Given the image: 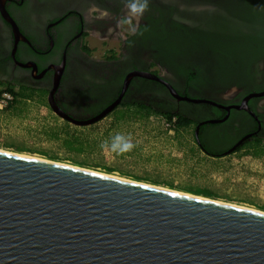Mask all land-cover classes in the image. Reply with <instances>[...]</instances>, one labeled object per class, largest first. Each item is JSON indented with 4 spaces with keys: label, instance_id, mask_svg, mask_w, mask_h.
<instances>
[{
    "label": "flooded vegetation",
    "instance_id": "1",
    "mask_svg": "<svg viewBox=\"0 0 264 264\" xmlns=\"http://www.w3.org/2000/svg\"><path fill=\"white\" fill-rule=\"evenodd\" d=\"M93 3L117 15L124 0H6L5 11L16 28L0 7V86L47 95L48 103L58 69L63 66L53 97L57 106L74 120L90 121L121 97L109 115L123 104L135 103L160 111H183L193 122L197 145L211 157L228 156V152L235 154L255 145L264 147V0H149V11L139 21L143 35L130 36L134 42L131 47L115 35L114 20L86 22L87 9ZM223 5L233 14L222 9ZM169 8L174 9L173 14L179 10L181 15L170 17L169 21L190 29L196 26L185 20H202L205 24L217 20L218 11H222L221 17L231 21L233 16L242 18L241 15L254 12L257 16L251 23L258 34L249 40L253 29L246 26L232 44L235 51L221 50L222 54L217 49L202 54L214 67L212 76L200 82L196 67L192 70L198 75L191 79L187 72L178 71L172 64L168 66L165 60L171 59V54L164 47L166 39L162 35L154 38L144 31L150 26L161 28L153 21L160 10ZM169 21L161 22L166 24V32L179 31L180 28H170ZM95 34L119 37L121 53L111 50L99 60L92 57L86 40ZM231 62L235 65L229 68ZM156 66L164 68L168 75L153 71ZM134 71L151 72L180 96L205 102L178 101L163 83L142 77L132 78L123 93L126 78ZM201 113L206 118L200 119Z\"/></svg>",
    "mask_w": 264,
    "mask_h": 264
},
{
    "label": "water",
    "instance_id": "2",
    "mask_svg": "<svg viewBox=\"0 0 264 264\" xmlns=\"http://www.w3.org/2000/svg\"><path fill=\"white\" fill-rule=\"evenodd\" d=\"M62 69L48 97L62 119L93 125L120 104L72 119L53 97ZM134 77L163 83L178 101L205 102L147 71L128 74L123 93ZM0 264H264V213L0 151Z\"/></svg>",
    "mask_w": 264,
    "mask_h": 264
},
{
    "label": "rangeland",
    "instance_id": "3",
    "mask_svg": "<svg viewBox=\"0 0 264 264\" xmlns=\"http://www.w3.org/2000/svg\"><path fill=\"white\" fill-rule=\"evenodd\" d=\"M221 8L226 10L224 5ZM198 47L199 43L181 42L165 62L176 66L178 71L196 67L200 82L208 80L214 64L207 60V55L203 56L207 47ZM86 49L99 60L111 50L120 54L121 42L119 37L95 34L87 38ZM153 71L168 75L160 66L153 67ZM4 88L0 86V92ZM198 117L204 119L206 114ZM63 126H67L65 133L61 130ZM193 129L191 126L175 133L159 115L117 121L115 113L92 126H77L49 108L47 95H42L41 100L36 95L31 101L21 100L11 110L0 109V150L193 195L208 191L212 193L209 199L264 212V155L253 156L245 148L228 156L211 157L197 145ZM117 132L131 136L136 145L132 152L116 156L100 148L102 142ZM55 133L59 138H55ZM66 136L76 138L73 140L80 143L76 147L82 151L65 148L62 140Z\"/></svg>",
    "mask_w": 264,
    "mask_h": 264
},
{
    "label": "trees",
    "instance_id": "4",
    "mask_svg": "<svg viewBox=\"0 0 264 264\" xmlns=\"http://www.w3.org/2000/svg\"><path fill=\"white\" fill-rule=\"evenodd\" d=\"M170 10V11H169ZM172 8H169L168 10H163L159 12L158 17L153 21V23L161 25V28L153 27L150 26L147 28V33L148 35L152 37H162L166 39V42H164V47L168 48V52L172 55L178 45L181 44V42L185 41H191L194 43H199V47L205 46L207 47V50H212L216 51L217 49L221 52V50H226V53H228L230 50L235 51L236 46L232 45L234 43V40L237 38L239 39L238 36H240V31L243 30L246 26L249 28H252L251 30V36L249 37V40L254 37L256 38V33L258 34V30L255 28V25L252 24L251 22L255 20L256 14L254 12L252 13H246L245 15H241L242 18H235L234 16L231 17V21L225 20L226 18L221 17L222 16V11L219 12V16L216 17L217 20H211L207 21V23L203 24L202 20H199V23L192 22L194 19L185 20L187 22H191L196 26L195 29H190L183 27L181 23L176 22L175 20L169 21L170 17H175V18H180V11L178 10L173 14ZM232 9L226 10L227 13L233 14ZM216 12V13H218ZM225 12V13H226ZM259 16V15H258ZM165 20L170 22V28H180L179 31L175 29L174 33H168L166 32V24H162L161 22H164ZM235 21V22H234ZM236 22H241L236 23ZM198 24V25H196ZM246 24V25H245ZM250 24V25H248ZM255 28V29H254ZM248 38V37H247ZM217 44V45H216ZM198 47V48H199ZM223 54V52H221ZM170 55V56H171ZM235 63H233V66L231 64V67H234ZM171 66V65H170ZM173 67H176L173 65ZM229 67V64H228ZM181 72H187L190 76V78L194 79L197 77V72H194L191 68L189 69H182L180 70ZM1 85V83H0ZM3 91H8L14 96V100L8 104L4 108L5 111L11 110L14 108L16 104H18L21 100L22 101H31L34 99V97L37 95L34 92H28L27 89H23L20 91H16L14 88L11 87H5ZM3 91L0 92V96L3 93ZM42 94L39 95V98L41 100ZM115 114L117 115V121L119 118H144V117H149L151 115H159L161 116L166 124H170L169 127L171 130H174L175 133H179L181 131H186L188 130L192 125L193 122L191 119H189L183 111L181 113H176V112H171V111H160V110H155L154 108H151L149 106H145L144 103H135V104H123L121 105ZM61 130L65 133L67 131V126H63ZM55 138H59L58 133H55ZM76 138L66 136L63 140L62 143L64 144L65 148L71 149V150H80L82 151V148L76 147V145L80 146V143L78 140H73ZM250 152H252L253 156H261L264 155V147L255 145L252 148L248 149ZM216 157H222V156H216ZM197 195H202L207 198L212 197V193L208 191H203V192H198L195 193Z\"/></svg>",
    "mask_w": 264,
    "mask_h": 264
},
{
    "label": "clouds",
    "instance_id": "5",
    "mask_svg": "<svg viewBox=\"0 0 264 264\" xmlns=\"http://www.w3.org/2000/svg\"><path fill=\"white\" fill-rule=\"evenodd\" d=\"M149 0H124L123 8L120 13L114 15L109 9L101 8L95 3L87 9L85 20L88 23H94L97 20H114L115 29L121 39L128 41L129 46H133L134 42L129 40L130 36H142L143 31H140L139 21L149 11ZM147 29L145 28L144 31ZM113 31V29H109ZM136 145L133 143L130 135L117 132L108 140L101 143L102 150L109 151L116 156H123L134 150Z\"/></svg>",
    "mask_w": 264,
    "mask_h": 264
},
{
    "label": "bare ground",
    "instance_id": "6",
    "mask_svg": "<svg viewBox=\"0 0 264 264\" xmlns=\"http://www.w3.org/2000/svg\"><path fill=\"white\" fill-rule=\"evenodd\" d=\"M0 151H2V152H7V151H3V150H0ZM7 153H10V152H7ZM12 154H15V153H12ZM17 155H20V154H17ZM21 156L32 157V158H35V159H41V158H37V157H34V156H28V155H22V154H21ZM42 160H45V159H42ZM46 161H49V160H46ZM52 162H53V161H52ZM56 163H58V162H56ZM65 165H67V164H65ZM70 166H71V165H70ZM85 170H86V169H85ZM88 171H90V170H88ZM91 172H94V171H91ZM94 173H98V172H94ZM98 174H104V173H98ZM104 175H106V176H110V177H113V178H117V179H120V180L133 181V180H129V179H126V178L117 177V176H114V175H108V174H104ZM142 184H144V183H142ZM159 188H161V189H165V188H162V187H159ZM165 190L173 191V192H176V193H183V192H179V191H175V190H170V189H165ZM186 194H187V195H190L189 193H186ZM214 201H215V200H214ZM217 202H218V201H217ZM222 203H224V202H222ZM227 204L232 205V206L241 207V208H244V209H249V210H253V211L262 212V211H260V210H257V209H254V208H248V207H246V206H239V205L230 204V203H227ZM262 213H264V212H262Z\"/></svg>",
    "mask_w": 264,
    "mask_h": 264
},
{
    "label": "built area",
    "instance_id": "7",
    "mask_svg": "<svg viewBox=\"0 0 264 264\" xmlns=\"http://www.w3.org/2000/svg\"><path fill=\"white\" fill-rule=\"evenodd\" d=\"M14 100V96L8 92L4 91L0 96V109L5 108L8 106L9 103H11ZM170 124H168L169 126Z\"/></svg>",
    "mask_w": 264,
    "mask_h": 264
}]
</instances>
